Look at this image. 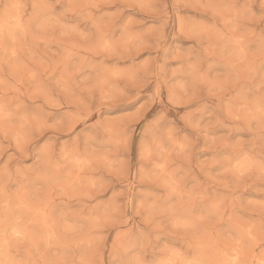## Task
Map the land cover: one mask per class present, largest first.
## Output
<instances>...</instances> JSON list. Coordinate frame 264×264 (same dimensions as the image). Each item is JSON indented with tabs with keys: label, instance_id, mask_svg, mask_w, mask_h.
Segmentation results:
<instances>
[{
	"label": "rangeland",
	"instance_id": "rangeland-1",
	"mask_svg": "<svg viewBox=\"0 0 264 264\" xmlns=\"http://www.w3.org/2000/svg\"><path fill=\"white\" fill-rule=\"evenodd\" d=\"M0 264H264V0H0Z\"/></svg>",
	"mask_w": 264,
	"mask_h": 264
}]
</instances>
